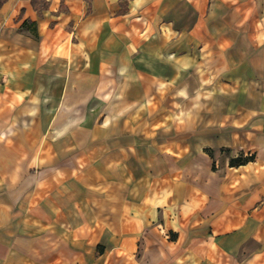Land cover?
I'll return each mask as SVG.
<instances>
[{
  "label": "crops",
  "instance_id": "0c3cea01",
  "mask_svg": "<svg viewBox=\"0 0 264 264\" xmlns=\"http://www.w3.org/2000/svg\"><path fill=\"white\" fill-rule=\"evenodd\" d=\"M0 264H264V0H5Z\"/></svg>",
  "mask_w": 264,
  "mask_h": 264
},
{
  "label": "trees",
  "instance_id": "16d2710c",
  "mask_svg": "<svg viewBox=\"0 0 264 264\" xmlns=\"http://www.w3.org/2000/svg\"><path fill=\"white\" fill-rule=\"evenodd\" d=\"M4 1L5 0H0V5ZM252 159H253V155H247V156L241 155V156H238L236 158H231L230 164L231 165H238V164H242V163L248 162L249 160H252Z\"/></svg>",
  "mask_w": 264,
  "mask_h": 264
}]
</instances>
